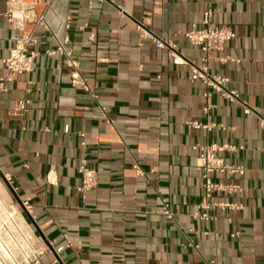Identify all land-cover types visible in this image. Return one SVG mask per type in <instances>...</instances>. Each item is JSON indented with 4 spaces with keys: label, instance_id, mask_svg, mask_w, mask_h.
I'll return each instance as SVG.
<instances>
[{
    "label": "crops",
    "instance_id": "obj_1",
    "mask_svg": "<svg viewBox=\"0 0 264 264\" xmlns=\"http://www.w3.org/2000/svg\"><path fill=\"white\" fill-rule=\"evenodd\" d=\"M90 2L54 0L46 18L64 40L71 16L67 47L98 99L71 84L72 69L63 56L44 53L57 42L42 29L34 70L18 74L0 94V173L13 176L12 188L0 174V201L19 207V218L39 249L23 264H205L211 259L264 264V128L259 120L264 117V0ZM209 8L214 26L231 25L237 33L216 54L240 59L213 61L212 71L231 78L229 87L251 106L250 114L216 92L205 96L211 88L190 80L188 63H174L137 30L140 23L174 40L187 59L199 61L202 51L180 32L201 27ZM8 9V0H0V78L7 74L3 60L16 34L5 16ZM20 99L30 100L28 110L15 117L11 111ZM206 104L213 105L208 113ZM190 120L227 129L194 128ZM209 143L244 146L220 153L227 162L243 164L244 176L214 175L241 184L244 191L213 196L243 208L213 209L215 219H195L205 190L197 168L200 150L194 146ZM82 159L98 172V183L86 197L77 189ZM136 161L144 175L134 170ZM50 171L53 182L46 180ZM22 200L32 205V215ZM164 201L175 218L164 216ZM237 231L239 236H231ZM66 236L74 246L56 253L53 248L64 245Z\"/></svg>",
    "mask_w": 264,
    "mask_h": 264
},
{
    "label": "built area",
    "instance_id": "obj_2",
    "mask_svg": "<svg viewBox=\"0 0 264 264\" xmlns=\"http://www.w3.org/2000/svg\"><path fill=\"white\" fill-rule=\"evenodd\" d=\"M54 0H8L9 9L5 16L7 21L16 30V34L13 36V46L10 49L9 55L3 60L7 74L0 78V94L7 91L9 84L15 80L16 76L20 73H29L34 70L36 59L41 54L38 49V29H42L49 32L51 36L56 39L57 45L54 49H46L45 54L49 57L55 55L63 56V63L69 66L71 71V84L76 87H81L85 91L89 92L94 98L98 99V95L90 88L88 82L82 76L80 72V62L74 56L71 49L67 47L70 42L69 30L71 28V16L68 17L66 28L67 35L64 40H60L56 33L51 28L47 18L46 10L51 6ZM105 1V0H100ZM94 0H91L90 4L93 5ZM43 7L42 11H38V7ZM117 8L120 12H123L122 6L118 5ZM213 10L209 8L204 13V18L201 27L193 26L185 32H180L184 35L194 46H197L203 53L201 60H189L181 52L177 43L172 39H163L157 34L153 33L151 30L145 28L142 24H137V30L140 33L141 38L150 39L154 42L158 49H163L168 52L172 57L173 62L176 64L188 63L190 65L191 74L189 76L192 82L197 80L203 82L206 86L210 87L212 91L205 92V96H210L212 92H216L221 97L229 101L230 103H240L243 106V111L245 114H250L253 109L249 104L241 97L239 91L235 88L229 87L231 78L227 75H222L218 72H213L211 68V62L216 61L221 64H226L228 62H240L239 58L232 55H217L216 53L225 50L228 42H231L237 37L235 29L231 25H221L214 26L211 19L213 16ZM88 23H84L79 26L81 31H84ZM90 39H94V36H90ZM60 67V66H58ZM30 100L20 99L17 100L11 111V115L15 117H22L24 112L28 110V104ZM212 104H206L203 108L205 113H208ZM97 108L99 111L106 113L105 105L99 103ZM260 125L264 128V117L259 115ZM106 122L111 123L112 120L106 117ZM189 126L194 128H206L208 131L214 128H220L226 130L227 127L224 124H219L215 122L203 123L198 120L188 121ZM49 130L48 128H46ZM65 131H69V126L65 127ZM81 138V145L85 146L86 142L84 140L85 133L81 130L78 132ZM244 148L243 145H236L232 143H209L206 145H195L194 149H199L200 154L197 159V168L201 172V177L203 179V188L205 190V200H203L199 205V210L193 214L195 219L211 220L215 219L210 211L213 209L224 210V209H241L243 204H239L233 201H214L213 196L216 193H229L234 194L237 192H243L244 187L238 183H229L221 180H215V174H222L227 176H244L246 173V168L243 164H234L227 162L226 159L220 156L222 152H235L239 149ZM134 170L139 175H144V170L142 169L140 163L136 161L133 165ZM81 174V183L78 186V191L86 197L87 194L97 185L98 183V172L95 168L90 167L85 159L79 167ZM4 180L13 188V176L10 173L3 174ZM46 180L48 182H53L52 172L50 171ZM15 189V188H14ZM22 207L26 212L32 215V205L28 201H21ZM12 207H16L19 211V207L13 203ZM0 212L2 208L0 207ZM21 213V212H19ZM163 214L168 219L175 218L174 213L171 210V204L168 201L163 202ZM22 215V214H21ZM1 222V221H0ZM15 222H9L7 225L12 227V234L14 237L24 236L26 238V246L29 251L28 259L22 261L20 264L31 262L39 252L36 248L35 237L32 232L26 228V226H19V224H14ZM4 224L0 225L2 228ZM21 225V223H20ZM4 235H6L4 233ZM240 232H233L231 236H239ZM10 239V238H8ZM21 241V240H20ZM73 241L66 236V242L64 245L53 248L56 253L62 252L65 248L73 247ZM19 249V248H18ZM20 250V249H19ZM42 251V250H41ZM16 254L18 252L16 251ZM216 261L211 259L205 264H215Z\"/></svg>",
    "mask_w": 264,
    "mask_h": 264
},
{
    "label": "bare ground",
    "instance_id": "obj_3",
    "mask_svg": "<svg viewBox=\"0 0 264 264\" xmlns=\"http://www.w3.org/2000/svg\"><path fill=\"white\" fill-rule=\"evenodd\" d=\"M0 207L2 208V211H3V212H0V221H1L0 225L4 224L2 228H0V231H1V234H0V264H20L21 258H24V260L25 259L27 260L28 255H29V251L26 246V243H27L26 238L24 236L21 237L22 239H19V237H14L11 231L12 227L10 225L8 226L7 224L9 222L11 223L15 222L14 224H19V226H24L23 222L19 218V215H21V213H19L18 210L12 206H10V209L12 211L6 210L1 201H0ZM6 212H7V218H9L7 220L5 219ZM4 233L6 235H4ZM16 251L22 254L20 255L21 257H19L18 254H16Z\"/></svg>",
    "mask_w": 264,
    "mask_h": 264
},
{
    "label": "rangeland",
    "instance_id": "obj_4",
    "mask_svg": "<svg viewBox=\"0 0 264 264\" xmlns=\"http://www.w3.org/2000/svg\"><path fill=\"white\" fill-rule=\"evenodd\" d=\"M5 205H6V204H4V207H5L6 210H8V211H12V210L10 209V206L7 207V206H5ZM4 211H5V210H4ZM9 213H11V212H9ZM24 215L27 217L26 214H24ZM19 216H20V215H19ZM5 219H6V220L9 219V218H7V212H6V217H5ZM0 234H1V231H0ZM20 255H22V254L18 253V256H19V257H21ZM22 261H24V258H21V262H22Z\"/></svg>",
    "mask_w": 264,
    "mask_h": 264
},
{
    "label": "water",
    "instance_id": "obj_5",
    "mask_svg": "<svg viewBox=\"0 0 264 264\" xmlns=\"http://www.w3.org/2000/svg\"><path fill=\"white\" fill-rule=\"evenodd\" d=\"M1 174V173H0ZM2 175V174H1ZM3 176V175H2Z\"/></svg>",
    "mask_w": 264,
    "mask_h": 264
}]
</instances>
